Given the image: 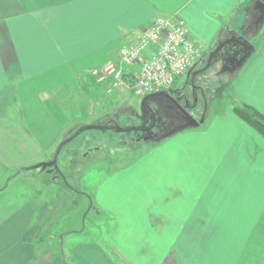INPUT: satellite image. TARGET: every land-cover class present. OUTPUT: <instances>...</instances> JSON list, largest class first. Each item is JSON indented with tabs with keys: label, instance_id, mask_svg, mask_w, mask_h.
<instances>
[{
	"label": "crops",
	"instance_id": "1",
	"mask_svg": "<svg viewBox=\"0 0 264 264\" xmlns=\"http://www.w3.org/2000/svg\"><path fill=\"white\" fill-rule=\"evenodd\" d=\"M253 2L0 0V264L68 263L62 247L71 232L57 230L55 207L37 200L35 178L54 173L40 166L79 127L105 130L116 112H104L108 99L85 103L88 92L107 95V83L93 73L112 62L128 78L138 72L148 53L124 66L119 51L134 46L157 17L182 18L207 54L241 34L225 24L246 11L241 32L255 50L232 79L234 100L264 116V25L254 27ZM167 157V205L182 204L181 253L141 263L264 264V139L227 109L203 130L168 138Z\"/></svg>",
	"mask_w": 264,
	"mask_h": 264
},
{
	"label": "rangeland",
	"instance_id": "2",
	"mask_svg": "<svg viewBox=\"0 0 264 264\" xmlns=\"http://www.w3.org/2000/svg\"><path fill=\"white\" fill-rule=\"evenodd\" d=\"M246 24L245 11L228 20L225 27L235 26L241 32V26ZM263 33L264 30L261 36ZM184 82V77H176L169 89L177 90ZM205 96L206 108L200 98L193 110L197 118L204 115L203 123L186 131L203 130L216 115L241 104L234 100V80L229 78L215 81ZM85 97L86 104L91 99L102 106L108 99L104 112L109 108L116 112L109 116L116 126L111 124V131L89 130L78 135L59 155L58 171L35 178L40 196L37 200L46 198L55 207L57 230L71 232L62 247L67 264H102V260L143 264L147 259L161 260L170 253L178 256L182 245V204L167 205L171 185L167 140L171 136L139 145L121 144L120 128L130 124L131 113L140 114L143 97L117 91L106 95L103 90L96 98L89 92ZM72 98L79 101L75 94ZM99 108L96 105L97 111ZM55 175L58 179H54ZM46 179L57 181L58 186L45 185ZM143 249L146 251L141 252ZM100 254L105 255L103 259H99Z\"/></svg>",
	"mask_w": 264,
	"mask_h": 264
},
{
	"label": "flooded vegetation",
	"instance_id": "3",
	"mask_svg": "<svg viewBox=\"0 0 264 264\" xmlns=\"http://www.w3.org/2000/svg\"><path fill=\"white\" fill-rule=\"evenodd\" d=\"M258 17L259 13L255 11L254 27L258 26ZM254 27L251 29L253 30ZM240 33L237 37L233 36L224 41H228V43L223 46V52L212 55L214 49L207 54L201 53L185 73L183 86L175 90L173 94L167 92L170 90L168 88L161 92L151 93L147 95L146 99L143 97L140 104V114L131 113L128 117L130 124L120 128L121 144L139 145L157 142L165 136L170 137L181 132L190 116L197 121L200 120V116L197 118L193 112L199 99H202L204 108H206L208 98L205 96V92L212 90L213 83L225 78L232 81V77L237 74L235 70L238 64L237 57L235 53H229V51L238 38L249 41V36ZM208 65L209 67L206 68ZM134 118L137 120L136 123H134ZM111 124L113 125L111 126ZM110 126H116L112 119L108 120L105 131H111ZM85 139L83 141L87 140ZM94 145L98 146L99 144L95 143Z\"/></svg>",
	"mask_w": 264,
	"mask_h": 264
},
{
	"label": "built area",
	"instance_id": "4",
	"mask_svg": "<svg viewBox=\"0 0 264 264\" xmlns=\"http://www.w3.org/2000/svg\"><path fill=\"white\" fill-rule=\"evenodd\" d=\"M144 53H148L147 57L131 78L125 79L113 62L94 71L98 83H107V95L117 91L145 97L167 90L174 78L184 77L201 54V46L189 38L182 18L159 16L142 31L134 46L119 51V62L134 65Z\"/></svg>",
	"mask_w": 264,
	"mask_h": 264
},
{
	"label": "water",
	"instance_id": "5",
	"mask_svg": "<svg viewBox=\"0 0 264 264\" xmlns=\"http://www.w3.org/2000/svg\"><path fill=\"white\" fill-rule=\"evenodd\" d=\"M252 8L259 13L257 23L260 27H262L264 25V0H254ZM235 41H236L235 45H233V47L230 48L229 53L230 52L235 53V56L237 57V60H238V64H237L235 70L239 71L247 63V61L250 59V57L254 53L255 48H254L253 44L251 42H249L248 40H244V39L241 40V38H238ZM227 43H228V41L221 43V45H219L217 48H215V50L212 52V55H214L218 52H223L222 48ZM208 67H209V65L206 68H208ZM167 92L173 94L175 92V90L170 89V90H167ZM147 97L148 96H146L144 98L146 99ZM203 121H204V115H202L200 120H198V121L190 116L187 124L181 129V131L191 129V128H197L203 123ZM95 128H96V126L83 127L81 129H79L77 132H75V134L73 136H71L69 139L61 142L55 151V156L52 159V161L47 163V164H42L40 166L41 169H45L46 167H52L53 170L58 171L57 159H58V155H59L62 147H64L67 143H69L74 137H76L81 132H83L85 130H89V129H95Z\"/></svg>",
	"mask_w": 264,
	"mask_h": 264
},
{
	"label": "trees",
	"instance_id": "6",
	"mask_svg": "<svg viewBox=\"0 0 264 264\" xmlns=\"http://www.w3.org/2000/svg\"><path fill=\"white\" fill-rule=\"evenodd\" d=\"M124 78L128 79L127 75H124ZM232 112L239 120L248 125L264 139V116L261 113L244 104L234 106Z\"/></svg>",
	"mask_w": 264,
	"mask_h": 264
}]
</instances>
